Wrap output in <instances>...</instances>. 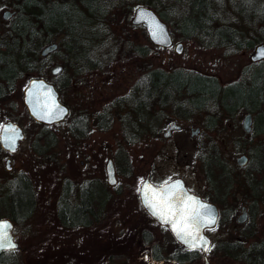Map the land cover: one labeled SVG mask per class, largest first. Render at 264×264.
Here are the masks:
<instances>
[{
  "label": "rangeland",
  "instance_id": "rangeland-1",
  "mask_svg": "<svg viewBox=\"0 0 264 264\" xmlns=\"http://www.w3.org/2000/svg\"><path fill=\"white\" fill-rule=\"evenodd\" d=\"M241 1L224 0L227 15L235 24L245 27L252 37H257L258 44L264 41V23L252 20L255 22L248 24L245 13L238 8ZM135 8H118L112 12L111 33L125 41L130 39L149 45L150 53L145 56L125 53L121 44L119 56H111V43L115 42L112 40L109 46L94 48L92 57L99 62L97 68L77 74H74V68H68L71 84L66 86L64 94H60L70 111L64 120L50 125L57 136L53 148L44 153L36 148L35 141L44 125L29 114L23 101L29 79L37 74L19 78L15 90L7 98L0 99V128L4 122L13 120L25 132V138L15 152L0 150V182L4 185L13 179L16 183V177L26 173L37 196L34 215L14 225L18 247L7 252L3 264H242L217 252L215 245L221 240L240 237L248 221L254 225L255 233L247 243L264 238V196L254 210V220L250 219V210L245 222L237 219L242 206L249 208L253 200L245 178L246 169L237 158L247 153L245 149L257 141H264L262 135L252 138L249 133L245 134L241 126L244 111L232 119L219 106L197 111L190 119H181L170 112L159 134L143 133L135 139L128 135V129H124L125 123L120 116L128 110L113 105L116 98L129 96L134 84L152 67L169 71L176 67L193 68L215 75L223 84L239 80L244 68L251 64L250 56L256 44L245 49L208 47L195 39H182L174 32L175 42L184 44L183 51L178 53L175 45L164 47L152 43L145 27L132 23ZM5 9L12 10L11 7L0 10V25ZM56 42L59 44V39ZM58 57L54 54L53 60ZM57 64L62 61L48 65L50 80H53L51 70ZM104 110L112 115L109 127L99 125L98 116ZM213 115L218 117L211 126L209 118ZM78 120L81 123L73 127ZM174 122L182 124V129H173L165 136ZM198 127L200 134H192ZM39 141L40 146L45 143L43 139ZM211 142L217 144L236 180L222 202L213 197L214 191L207 182L199 155ZM120 146L125 148L131 160L132 173L128 175L118 170L116 152ZM110 157L116 167L115 185L108 182L106 165ZM8 158L11 159L10 168ZM148 174L153 181L183 177L190 188L218 204L220 217L223 211L227 213L223 222L218 220L208 230L212 243L207 258L202 253L190 262L176 261L174 254L179 249V242L141 203L140 186ZM67 178L74 182L75 197L80 186L94 179L103 182L93 183L99 202L106 199V188L109 192L100 217L89 226H65L59 220L58 202ZM155 252L160 255L159 259L155 258Z\"/></svg>",
  "mask_w": 264,
  "mask_h": 264
},
{
  "label": "trees",
  "instance_id": "trees-1",
  "mask_svg": "<svg viewBox=\"0 0 264 264\" xmlns=\"http://www.w3.org/2000/svg\"><path fill=\"white\" fill-rule=\"evenodd\" d=\"M139 4L154 7L170 24L172 33L185 40L195 39L208 47L229 49L253 48L258 41L245 27L231 20L224 0H0V10L9 7L15 10L10 19L3 18L4 26L0 25V99L7 98L15 90L22 76L35 73L49 78L48 65L57 60L62 61L64 68L57 75L51 74L52 81L64 94L66 86L71 84L68 68H74V74L97 68L99 62L92 58L94 48L109 46L112 40L115 42L111 43V56H119L123 47L125 53L136 56L149 54V45L116 37L109 25L114 10H134ZM238 8L245 13L248 24L264 23V0H242ZM56 39H59L58 49L43 56L42 48ZM54 54L59 57L53 60ZM148 70L134 84L130 97L122 96L113 101L116 107L128 110L120 116L126 125L124 129L135 139L143 133L159 134L170 112L181 119H190L197 111L211 110L214 106L227 113V103L233 110L243 107L256 111V131L264 135V59L251 61L239 80L227 84L213 74L193 68L176 67L169 71L152 67ZM217 117L209 118L211 126ZM110 118L109 111L104 110L98 116L99 125L107 127ZM42 123L44 127L35 141L40 153L57 143L56 133L50 129L53 123ZM78 123L81 121L74 122L73 127ZM40 139L45 141L41 146ZM207 145L199 155L207 182L214 191L213 197L222 202L230 194L235 176L217 144ZM245 151L250 156L245 178L253 199L249 205L250 219L254 220V210L264 196V141H257ZM116 162L120 172L132 173L131 160L122 146L116 152ZM12 180L4 185L0 182V218L9 217L16 225L34 215L37 196L26 173L19 174L16 183ZM66 186L68 188L69 183ZM66 192L62 187L59 215L61 223L67 226H89L100 217L101 208L108 199L107 193L101 203L94 192L83 191L80 203L73 204L65 201ZM226 217L223 211L219 221L223 222ZM249 222L240 237L219 241L216 251L242 264H264V238L247 243L255 233L254 225ZM8 251H15V248L0 254V264L4 263ZM202 253L199 248L185 247L176 250L174 257L177 262L186 263L196 260ZM154 256L160 258L157 252Z\"/></svg>",
  "mask_w": 264,
  "mask_h": 264
},
{
  "label": "water",
  "instance_id": "water-1",
  "mask_svg": "<svg viewBox=\"0 0 264 264\" xmlns=\"http://www.w3.org/2000/svg\"><path fill=\"white\" fill-rule=\"evenodd\" d=\"M15 13V10L5 9L3 11V17L10 19ZM132 23L135 25L142 24L149 36L152 43L164 47H171L175 45V49L178 53H181L184 49L182 41L175 42L174 36L171 32L170 24L159 14V12L152 6L147 4H139L136 6ZM58 42L54 41L45 45L41 54L43 56L48 55L58 49ZM250 59L252 61H259L264 59V41L256 44ZM63 64H57L52 68L53 74H59L63 70ZM23 101L28 109L29 114L37 121L46 123H55L64 120L69 111V106L61 99L60 91L56 84L46 78L45 76H33L29 79L27 86L24 89ZM51 107V113L48 108ZM50 118H47L49 117ZM252 122L251 113H247L244 119V125L247 129H250ZM181 124L172 123L164 133L165 136L169 135L173 129H179ZM198 129V128H197ZM25 138V132L23 127L16 121L9 120L4 122L0 128V144L1 147L10 151L15 152L21 144V141ZM10 158L7 159L8 168H10ZM248 161L246 154H242L237 158L239 164H244ZM108 180L111 184L117 182L116 167L113 158H109L106 165ZM179 182V183H177ZM153 185L158 188H163L165 184L169 186L175 185L174 190L183 195L185 200L192 198L190 203L199 208V205L204 204L209 206L207 209H201L205 213L208 211L215 217L214 222L205 223L199 228V239H196V246L193 247L187 240L182 239L181 235L178 234L177 230L173 227L171 219L167 216L161 217L155 214L154 209L146 202L144 196V189L147 185ZM140 197L143 205L149 210L153 216L162 224H167L175 238L182 244L190 249L200 248L207 258V252L212 243L211 236L208 234V229L214 227L220 217V208L214 201L205 199L202 195L190 191L186 185L185 178L175 177L161 184H156L149 177H146L140 187ZM248 218V211L245 205L242 206V213L238 216V221L243 223ZM0 221H8L11 227L8 229L11 235V244L14 246L0 247V254L3 251L13 249L18 246V242L15 240L13 233L14 222L9 217H1ZM206 238V239H205Z\"/></svg>",
  "mask_w": 264,
  "mask_h": 264
},
{
  "label": "snow or ice",
  "instance_id": "snow-or-ice-1",
  "mask_svg": "<svg viewBox=\"0 0 264 264\" xmlns=\"http://www.w3.org/2000/svg\"><path fill=\"white\" fill-rule=\"evenodd\" d=\"M51 107L48 108L49 113H51ZM174 188L175 185L165 184L163 188H158L149 184L143 190L145 200L154 209L155 214L171 219L173 227L181 235V238L195 247L196 239L200 238V226L214 222L215 217L210 211L205 213L201 210L207 209L209 206L201 204L197 208L190 203L192 198L185 200L183 195L176 192ZM10 227L8 221H0V247L14 246L11 244V235L8 231Z\"/></svg>",
  "mask_w": 264,
  "mask_h": 264
},
{
  "label": "flooded vegetation",
  "instance_id": "flooded-vegetation-1",
  "mask_svg": "<svg viewBox=\"0 0 264 264\" xmlns=\"http://www.w3.org/2000/svg\"><path fill=\"white\" fill-rule=\"evenodd\" d=\"M93 58V57H92ZM252 61V60H251ZM252 62H257V61H252ZM51 73H52V70H51ZM52 75H57V74H53L52 73ZM49 79V78H48ZM130 94V93H129ZM126 97H128V95L126 96ZM130 97V96H129ZM242 111H244V115H243V118H242V120H241V126H242V129L244 130V132H245V134H247V133H249L250 134V136L252 137V138H255V137H259V136H264L263 134H261V132L259 133L258 131H256V128H257V122H256V111H252V110H248V109H246V108H243V107H240V109H237V110H233L229 105H228V103H227V117H229L230 119H232V117H236V116H238ZM225 112V111H224ZM247 113H251V115H252V122H251V127H250V129H247L246 127H245V125H244V119H245V115L247 114ZM69 114V113H68ZM110 119H108V122H107V124L108 125H111V121H112V115L110 114ZM99 122H100V120H99ZM170 126V125H169ZM109 127V126H108ZM182 124H181V127L179 128V129H182ZM193 132V131H192ZM200 132H201V129L198 127V129H196L192 134H194V135H199L200 134ZM146 134H148V133H146ZM243 154H246L247 155V157H248V161L246 162V163H244V164H240L241 166H244L245 167V169H246V165H247V163L249 162V158H250V156H249V154L248 153H243ZM146 177H149L150 178V176H149V174L146 176ZM151 179V178H150ZM145 180V179H144ZM170 180V179H169ZM151 181H153L152 179H151ZM165 181H168V180H161V181H153L154 183H156V184H161V183H164ZM186 181V180H185ZM108 182H109V180H108ZM67 183H69V187L67 188ZM93 183H103V182H100V181H98V180H90L89 182H87L86 184H83L82 186H80V189H78V192H77V194H76V197H75V194H73L75 191H74V188H75V186H74V182L73 181H71V179L70 178H67L65 181H64V183H63V186L62 187H64V189H65V191H67L66 193H67V199L65 200V201H67V202H71V203H80V201H81V199H82V194H83V191L84 192H86L87 191V193L89 192V194L91 193L90 191H92V192H94L96 195H98L97 194V190L95 189L96 188V186H93ZM110 183V182H109ZM143 183V182H142ZM111 184V183H110ZM116 184V183H115ZM115 184H111V185H115ZM142 185V184H141ZM186 185H187V187H188V189L190 190V191H192V192H194V193H197V194H200V193H198V192H196V191H194L192 188H190V186L187 184V182H186ZM141 187V186H140ZM107 189V188H106ZM70 193H71V195H70ZM107 193H108V197H109V192L107 191ZM139 194H140V191H139ZM200 195H202V194H200ZM62 196L63 195H61V197L59 198V201H61V199H62ZM69 196V197H68ZM70 197L72 198V197H75V199H70ZM202 197L203 198H205V199H207L205 196H203L202 195ZM140 199H141V197H140ZM209 200V199H208ZM60 202H58V204H59ZM141 203H142V201H141ZM142 205H143V203H142ZM144 206V205H143ZM144 208H145V206H144ZM247 208V211H248V214H249V208L248 207H246ZM146 209V208H145ZM101 210H102V208H101ZM147 210V209H146ZM147 212L150 214V216H152L155 220H157L154 216H153V214L149 211V210H147ZM57 214H58V217H59V220L61 221V219H60V213H59V205H58V212H57ZM98 220V219H97ZM158 221V220H157ZM159 222V221H158ZM160 223V222H159ZM162 226H166L170 231H171V229H170V227L167 225V224H162V223H160ZM65 226H67V225H65ZM80 226H82V225H80ZM171 233H172V231H171ZM173 234V233H172ZM173 236H174V234H173ZM175 237V236H174ZM176 239V238H175ZM177 240V239H176ZM178 241V240H177ZM179 242V241H178ZM178 246H179V248H188L187 246H185V245H182L180 242L178 243ZM18 247V246H17ZM17 247H15V248H17Z\"/></svg>",
  "mask_w": 264,
  "mask_h": 264
}]
</instances>
